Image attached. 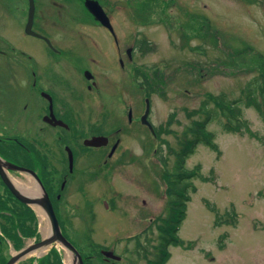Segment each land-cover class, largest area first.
Instances as JSON below:
<instances>
[{
    "label": "rangeland",
    "instance_id": "rangeland-1",
    "mask_svg": "<svg viewBox=\"0 0 264 264\" xmlns=\"http://www.w3.org/2000/svg\"><path fill=\"white\" fill-rule=\"evenodd\" d=\"M99 1L112 9L122 52L128 45L138 46L134 40L149 42L148 48H136L132 68L145 70L143 86L150 91L137 85L141 77L134 79L126 73L120 76L114 70V75L106 78L108 94L97 100V130L105 134L121 127L123 132L119 130L118 137L122 146L106 163L104 157L87 159L94 155L90 153L81 159L76 156L65 186L69 192L65 197L71 205L58 207L57 211L65 236L81 253L91 256L86 264H148L158 254V222L153 220L158 215L164 217L167 202L164 169H171V151L180 145L185 127L198 118L195 111L207 93L222 92L228 100L235 99L246 81L264 69V0H124L127 7H115L116 0ZM40 6L35 0V19L41 13ZM51 8L46 10V22L53 29V20L59 25L60 21L52 17ZM67 8L80 20L91 21L79 0H72ZM27 11V0H0V33H4L0 57L14 55L7 41L46 54L39 39L23 33ZM193 17L196 21H192ZM77 30L88 40L98 34L92 25L79 24ZM72 40L76 43L77 38ZM106 56L111 55L99 52L98 60ZM0 82L1 136L24 142L31 137L36 141L44 138L61 156L67 146L77 153L74 137L89 133L88 128L61 129L44 124L40 118V105L44 103L41 96L32 93L22 81L4 78ZM146 96L151 100L150 121L159 129L158 138L139 118L135 121L143 114ZM89 99L93 100V95ZM79 102L80 116L84 118L90 103ZM241 107L252 133L228 132L223 127L224 120L215 119L206 129L213 133L218 149L201 142L185 160L187 170L198 168L209 180L189 178L190 200L185 204L186 214L178 231L183 244L169 246L170 258L165 264H264V119L254 108ZM104 112L108 116L102 118ZM0 145L10 144L6 141ZM124 147L132 159L119 156ZM15 150L5 153L15 154ZM28 157L18 159L22 165L36 168ZM158 157L165 159L164 167ZM10 177L18 184L27 183L26 175L12 172ZM56 179L59 183L62 175ZM36 212L41 237L40 220L43 225L49 222ZM33 241L25 239L24 245ZM55 246L67 264L70 252ZM50 248L42 249L43 254ZM102 248L113 249L124 257L118 262L105 261L96 256ZM13 252L12 243L2 239L0 264ZM34 255H27L17 264H29Z\"/></svg>",
    "mask_w": 264,
    "mask_h": 264
},
{
    "label": "flooded vegetation",
    "instance_id": "flooded-vegetation-1",
    "mask_svg": "<svg viewBox=\"0 0 264 264\" xmlns=\"http://www.w3.org/2000/svg\"><path fill=\"white\" fill-rule=\"evenodd\" d=\"M79 1L84 6V0ZM71 2L72 0H39L40 8L42 7L41 13L35 19L34 9L31 26L35 34L25 32L27 18L25 20L23 33L39 39L45 46L46 54L41 55L40 52H36L35 49L29 46H27L28 49H25L24 47L26 46L22 44L14 46L15 44L12 41H7V44L12 46L14 55L0 57V81L4 78L13 82L22 81L24 85H29L32 93L34 92L44 99V103L42 102L40 105V109L43 111L40 114V118H42L44 124L61 129H77L83 126L88 128L87 131L89 133L84 134L82 137L79 135L74 137L77 142L75 147L78 144L77 153L68 146L70 150L68 151L65 148L64 156H61L59 151L55 152L48 140L44 138L36 141L31 137L24 142L23 138L21 140L13 136L7 137V139L0 137L1 143L7 141L11 144L9 149L6 147V150L8 149L7 152L14 153L11 150L16 149L15 154H3L0 152L5 159L22 165L19 160L30 155L28 158L33 160L37 167L24 166L36 171L44 187L49 192L50 200L54 207L71 205L70 200L65 197L69 193L65 191V186L67 184V175L74 170L76 156L81 159L90 153L94 155H88L87 159H94L99 156L100 160V158L104 157L103 161L106 163L121 148V138L118 137L119 130H121L120 133L123 132L121 127H117L119 129L116 131L111 129L110 132H107L108 134L100 133L97 130L99 126L97 100L108 94L109 87L107 86L106 78L114 75V70L120 76H125L122 73H126L129 76L131 71L132 74H135L137 70L135 68L132 69V64H134V52L138 46L135 44L128 45L122 52L121 45L123 44L118 39L113 27L114 20L110 13L112 9L108 10L103 7L99 1L114 31L101 24L85 7V11H87L91 21H88V19L80 20L75 12L69 11V8H67L71 5ZM48 5L53 7L51 8L54 10L52 17L54 16L60 21L59 25L53 20V29H50L46 22ZM79 24L92 25L98 29L96 32L99 35L97 34L95 39H85V35L80 34L77 30ZM94 32L93 30V34ZM48 33L52 34L54 39H51ZM3 35L2 31L0 33L1 40H3ZM103 36L106 38L103 39ZM74 38H77L76 43L72 40ZM134 42L136 44L140 43L139 40H134ZM99 52L102 54L110 53L111 56H106L99 61ZM140 74L141 72L139 76ZM91 95H93V100L89 99ZM81 100H83V104H86V102L90 103V105H87L88 109L84 111L86 113L84 118L80 116L82 105L79 101ZM103 106L104 104L101 105L102 109ZM128 110L130 111V108ZM108 112L109 116H112L113 110ZM108 112L106 114L104 112L102 118L105 115L108 116ZM149 115H151V112ZM138 118L140 122V116H137L135 121H138ZM128 120L130 121L131 119L128 117ZM103 135L107 136V139L99 140V145L86 144L89 142L88 140ZM23 136L26 138L25 135ZM125 150L126 147H124L119 156L127 159L126 155L129 153ZM132 158L130 156L128 159ZM44 172L47 174H44ZM57 175H62L59 183H57ZM28 180L25 177V181L28 182ZM57 188H59V192H56ZM75 203L77 201H73L72 204Z\"/></svg>",
    "mask_w": 264,
    "mask_h": 264
},
{
    "label": "trees",
    "instance_id": "trees-1",
    "mask_svg": "<svg viewBox=\"0 0 264 264\" xmlns=\"http://www.w3.org/2000/svg\"><path fill=\"white\" fill-rule=\"evenodd\" d=\"M192 19V21H196L195 17ZM149 46V42L145 41L144 47L148 48ZM147 91L149 92L150 89L147 88ZM240 93L239 97L231 100H228L225 93L222 92L219 94L207 93L195 111L198 118L193 119L185 127L181 135L182 139L179 140L180 145L177 149H172L171 154L174 157L172 167L169 171L165 169L164 172L168 199L164 208V217L158 225L159 253L152 264H164L167 261L169 245L183 244L177 236V232L185 217V204L190 200L189 184L186 180L194 176L203 181L209 180L199 173L198 168L189 171L191 173L187 172L188 170L185 168V160L193 152L196 144L203 142L213 150L218 149L217 144L213 142V133L206 129L207 124L222 118L226 131L239 134L252 133L248 120L243 117L242 105L254 108L264 119V69H259L256 75L250 77ZM157 136L159 137L158 133ZM0 151L4 152L2 149ZM162 162L165 165L164 158ZM192 191H195L194 187H192ZM5 192L0 195V229L2 232L0 241L7 238L12 242L14 248L19 249L24 245L25 239L38 236L36 215L29 206L15 204L10 192L7 189ZM211 209L215 211L213 207ZM226 214L234 215L228 211ZM216 217H218L217 214ZM6 260L3 259L1 264ZM33 260L30 258L29 264H32ZM37 264H62V260L56 248L52 247L48 254L38 259Z\"/></svg>",
    "mask_w": 264,
    "mask_h": 264
},
{
    "label": "water",
    "instance_id": "water-1",
    "mask_svg": "<svg viewBox=\"0 0 264 264\" xmlns=\"http://www.w3.org/2000/svg\"><path fill=\"white\" fill-rule=\"evenodd\" d=\"M84 4L94 14L97 20H99L103 25L108 26L112 30V26L108 22L107 16L105 15L104 11L102 10L101 6L96 0H85ZM115 4L126 5L124 1H116ZM33 13H34V2L33 0H29L28 20L25 28L27 33H33L31 30ZM148 111H149V100L146 99V110L141 117V121L142 123L147 124L150 127V129H152V126L147 120ZM101 139L103 138L101 137L93 138L92 140L89 141V144H99L97 142ZM6 168L30 174L32 177H34L36 181V187H37L36 190L35 191L33 190L30 193H28L20 189L16 185H14V183L9 179V177L6 174L5 171ZM0 176L3 182L6 184V186L13 193V195L16 198H18L20 201L28 205H39L46 213L51 226V231H50L51 233L47 237L42 238L40 241L30 244L19 251H16L11 255L10 259L5 264H15L17 261L23 259L31 251L46 246L52 242H58L66 249H68L73 254L75 264H83L80 253L63 236L55 212L51 205V202L48 198L47 193L41 186V182L38 176L33 171L27 168L4 161L1 157H0ZM102 253L107 257H113V258L116 257L113 255L111 251H103Z\"/></svg>",
    "mask_w": 264,
    "mask_h": 264
},
{
    "label": "bare ground",
    "instance_id": "bare-ground-1",
    "mask_svg": "<svg viewBox=\"0 0 264 264\" xmlns=\"http://www.w3.org/2000/svg\"><path fill=\"white\" fill-rule=\"evenodd\" d=\"M21 185L23 186L25 191L29 190V188L36 190V185L33 184V181L31 179L28 180V183H22ZM35 209L38 211V213L40 214L41 219H42V217L44 215V212L42 211V209L38 206H35ZM40 222L42 224L41 225V232L43 234V237H45V236L50 234L49 224L46 222L43 225V220H40ZM32 253L39 255L42 253V250H37V251H34ZM66 261H67V264H72V256L70 254L66 255Z\"/></svg>",
    "mask_w": 264,
    "mask_h": 264
}]
</instances>
